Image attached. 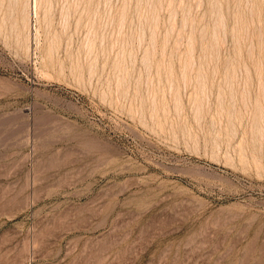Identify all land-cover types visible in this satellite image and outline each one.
Listing matches in <instances>:
<instances>
[{"label":"rangeland","instance_id":"1","mask_svg":"<svg viewBox=\"0 0 264 264\" xmlns=\"http://www.w3.org/2000/svg\"><path fill=\"white\" fill-rule=\"evenodd\" d=\"M0 264H264V0H0Z\"/></svg>","mask_w":264,"mask_h":264},{"label":"bare ground","instance_id":"2","mask_svg":"<svg viewBox=\"0 0 264 264\" xmlns=\"http://www.w3.org/2000/svg\"><path fill=\"white\" fill-rule=\"evenodd\" d=\"M36 2H37V0H32V3H33V11H34V16L36 17ZM250 11H251V9H250ZM30 12V11H29ZM221 22V21H220ZM38 31V30H37ZM36 32V31H35ZM38 33V32H37ZM37 37V36H36ZM36 41H38V40H36Z\"/></svg>","mask_w":264,"mask_h":264}]
</instances>
